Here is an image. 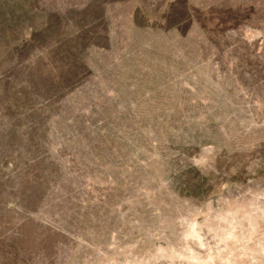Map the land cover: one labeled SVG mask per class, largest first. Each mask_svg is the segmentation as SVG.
Here are the masks:
<instances>
[{"label": "rangeland", "instance_id": "374dc122", "mask_svg": "<svg viewBox=\"0 0 264 264\" xmlns=\"http://www.w3.org/2000/svg\"><path fill=\"white\" fill-rule=\"evenodd\" d=\"M0 264H264V0H0Z\"/></svg>", "mask_w": 264, "mask_h": 264}]
</instances>
